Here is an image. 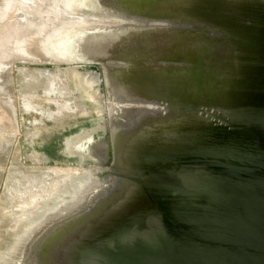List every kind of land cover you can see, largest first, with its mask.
<instances>
[{
	"label": "water",
	"instance_id": "water-1",
	"mask_svg": "<svg viewBox=\"0 0 264 264\" xmlns=\"http://www.w3.org/2000/svg\"><path fill=\"white\" fill-rule=\"evenodd\" d=\"M12 2L0 0V235L14 242L0 264H264V0H57L49 22L68 28L26 54L10 31L32 15ZM75 37L87 46L68 50ZM79 61L102 67L108 134L94 146L82 131L67 152L89 144L94 165L13 156L1 184L11 68ZM75 75L96 98L95 77ZM67 168L91 176L77 198L68 187L38 215L16 209L14 179ZM101 178L121 185L92 195Z\"/></svg>",
	"mask_w": 264,
	"mask_h": 264
},
{
	"label": "rangeland",
	"instance_id": "rangeland-1",
	"mask_svg": "<svg viewBox=\"0 0 264 264\" xmlns=\"http://www.w3.org/2000/svg\"><path fill=\"white\" fill-rule=\"evenodd\" d=\"M24 69H32L42 75L56 78L59 85L48 89L22 90L20 74ZM77 72L95 77L93 89L96 90V98L79 87L78 78L72 76ZM10 74L16 130L2 171L1 184L10 170V160L13 156H18L23 166L56 168L93 166L94 164L83 158V155L91 154L89 144H82L81 156L68 154L67 148L76 140L74 138L76 134L82 131L90 133L91 128H94V132H91L90 137L87 138L90 143L96 146L102 144L100 140L103 142L106 140L109 118L104 112V107L106 109L107 105L104 100L101 65L82 61L17 62L11 68ZM97 151V149L94 151L96 158H91L96 164L101 160V157L97 156ZM13 242L10 231L0 235V256L6 250L12 249Z\"/></svg>",
	"mask_w": 264,
	"mask_h": 264
},
{
	"label": "bare ground",
	"instance_id": "bare-ground-1",
	"mask_svg": "<svg viewBox=\"0 0 264 264\" xmlns=\"http://www.w3.org/2000/svg\"><path fill=\"white\" fill-rule=\"evenodd\" d=\"M57 0H13L12 7H17L22 11H26L32 15L31 19H23L17 23L12 29L11 34L14 33L13 42L17 47L16 52L26 54L31 47L33 39V46L39 47L44 52H49V44L57 41L61 37L63 29L68 28V25L54 27L49 22L50 17L56 15L51 6H55ZM65 5L69 7L74 0H64ZM9 7V4L4 6ZM25 13V12H24ZM5 34L1 35L0 45L5 39ZM10 34V33H9ZM36 38V41L34 40ZM5 45L10 39L5 40ZM88 41H82L81 37H75L67 44L68 50L72 51L79 47H86ZM73 73L72 76L77 77ZM22 90H29L33 88H53L59 85V81L53 77L42 75L37 72H24L21 77ZM89 172V171H88ZM88 172H81L77 169L67 168L60 171H51V173H42V175H29L14 179L15 186V203L19 210H27L30 213L38 215L39 213L49 210L55 201V197L59 193L61 195L65 189H71L70 198H77L84 187L90 182L91 176ZM94 189L92 195L96 191H110L121 185V181L114 178H101L92 182ZM32 186V190H30ZM61 191V192H60ZM91 195V196H92ZM90 196V197H91ZM57 200V199H56ZM57 206V205H56Z\"/></svg>",
	"mask_w": 264,
	"mask_h": 264
}]
</instances>
